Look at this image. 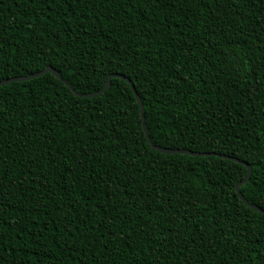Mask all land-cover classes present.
<instances>
[{
	"label": "trees",
	"instance_id": "16d2710c",
	"mask_svg": "<svg viewBox=\"0 0 264 264\" xmlns=\"http://www.w3.org/2000/svg\"><path fill=\"white\" fill-rule=\"evenodd\" d=\"M133 83L151 143L251 168L264 0H0V81ZM246 167L148 143L128 83L0 85V264H264Z\"/></svg>",
	"mask_w": 264,
	"mask_h": 264
},
{
	"label": "water",
	"instance_id": "95a60500",
	"mask_svg": "<svg viewBox=\"0 0 264 264\" xmlns=\"http://www.w3.org/2000/svg\"><path fill=\"white\" fill-rule=\"evenodd\" d=\"M46 72H50L52 73L57 79H59L60 81H62V83L68 87L74 94H76L77 96H84V97H93V96H96V95H100L102 94L103 92H105L109 85H110V79L113 78V77H118V78H121L123 80H125L132 93L134 94L135 96V99L138 103V106H139V109H140V118H141V123H142V128H143V131H144V134H145V137L148 141V143H150L151 147L161 153H165V154H174V153H179V154H188V155H192V156H208V155H216V156H220L222 158H225V159H229V160H232L236 163H239L243 166L246 167V176L245 178L240 181L236 186H235V191H236V194L238 195L239 199L246 205L248 206L249 208L253 209V210H256L258 211L259 213L263 214L264 215V210H262L260 207L254 205V204H251L249 203L242 195L241 191H240V186L245 184L249 178H250V175H251V168L250 166L243 162V161H240L236 158H233V157H229V156H226V155H220V154H216V153H199V152H192V151H188V150H183V149H168V148H163V147H159L157 145H154L151 143V140H150V137L148 135V131L146 129V126H145V120H144V113H143V104L141 102V99L139 98L138 94L136 93V90L134 88V85L133 83L129 80V78L121 75V74H112L110 75L104 86L102 87V89H100L99 91L97 92H94V93H88V94H81V93H78L76 92L70 85L69 83H67L65 80H63L60 75L54 71L51 67H47L45 68L44 70L42 71H39V72H36V73H33L31 75H28V76H24V77H15V78H10V79H6V80H1L0 81V85H3V84H6V83H10V82H20V81H25V80H28V79H31V78H35V77H38V76H41L43 75L44 73Z\"/></svg>",
	"mask_w": 264,
	"mask_h": 264
}]
</instances>
